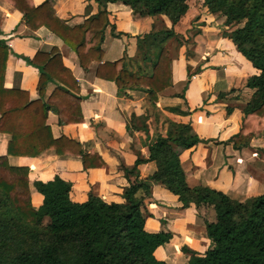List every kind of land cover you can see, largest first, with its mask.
Returning <instances> with one entry per match:
<instances>
[{"label": "crops", "instance_id": "1", "mask_svg": "<svg viewBox=\"0 0 264 264\" xmlns=\"http://www.w3.org/2000/svg\"><path fill=\"white\" fill-rule=\"evenodd\" d=\"M43 0H30L38 4ZM56 14L70 26L84 21L101 8L95 0H50ZM188 9L173 24L163 13L140 14L122 1L106 4L109 23L104 28L100 47L101 61L92 59L83 67L75 50L60 37L41 25L31 29L25 25L22 13L10 0H0V39L8 46L5 60L4 85L27 90L31 99L46 101L54 89L64 86L79 97V103L58 98L60 109L69 121H63L57 108L47 106L46 123L54 137L66 136L79 142L88 155L83 157L59 154L47 147L38 155L7 153L11 139L0 131V155H6L11 165L28 166L31 202L38 207L43 195L33 185L34 180H49L56 174L71 182L69 195L75 201L86 200L90 193L106 201H126L123 191L130 183L147 179L157 170L149 158L148 142L157 134L165 135L168 120L189 122L205 141H199L180 151L179 157L190 186L207 185L229 196L244 199L264 192V114L244 117L243 106L253 89L247 86L250 75L258 73L252 62L239 51L234 42L222 33V27L212 21V14L203 10L201 0H188ZM206 9V8H204ZM207 10V9H206ZM205 12V13H204ZM173 27L177 36L192 42H179L174 47L167 41L172 57V83L159 91L154 100L144 88L119 89L112 79L97 75L100 62L118 61L117 69L151 74L152 65L139 56L138 38L157 27ZM91 45L88 42V46ZM56 48L60 59L56 67H66L70 87L51 78L40 95L37 89L39 70L28 63L37 51ZM187 48L190 53L187 55ZM42 60V59H41ZM191 65L189 76L186 63ZM82 115L83 119L78 118ZM253 132L250 142L240 148L230 136ZM64 143L63 149L70 148ZM141 161L136 163L137 159ZM101 165H95L97 161ZM150 192L143 187L136 195L143 198L145 229L164 231L170 238L154 249L156 258L167 264H188L189 251L203 253L211 246L205 220H215L212 205L183 206L179 196L162 183L148 180Z\"/></svg>", "mask_w": 264, "mask_h": 264}, {"label": "trees", "instance_id": "2", "mask_svg": "<svg viewBox=\"0 0 264 264\" xmlns=\"http://www.w3.org/2000/svg\"><path fill=\"white\" fill-rule=\"evenodd\" d=\"M23 15L22 22L31 29L43 25L69 45L83 67L92 59L101 61L100 47L104 28L109 23L106 4L122 1L143 15L163 13L174 23L188 9V0H95L101 7L83 22L70 26L60 18L50 2L32 4L30 0H10ZM209 10L225 15L222 33L229 37L237 49L259 69L247 79L253 89L249 101L243 106L244 117L264 114V0H204ZM242 23V24H240ZM177 37L173 27L152 28L138 38L139 56L152 65L151 74L117 69L118 61L100 62L97 75L114 80L119 89L144 88L154 100L159 91L172 83V57L167 41ZM88 42L91 45L88 46ZM8 46L0 39V131L8 132L11 139L7 153L38 155L47 147H55L59 154L83 157L87 166L88 155L79 142L66 136L54 137L46 123L47 106L52 104L63 121H69L60 109L58 98L69 103L79 97L59 86L44 101L31 99L27 90L4 85L5 60ZM42 59V60H41ZM60 59L56 48L50 52L37 51L26 61L39 70V94L47 81L56 78L70 87L69 70L56 67ZM187 73L192 74L186 63ZM83 119L82 115L78 118ZM243 124L230 136L234 146L240 148L250 142L253 132L244 136ZM189 122L168 120L165 135L157 134L148 142L149 158L156 162L157 170L147 179H139L126 186V201H106L90 193L83 201L71 199V182L55 175L52 179L34 180L33 185L43 195L35 207L31 202L28 166L11 165L6 155H0V264H167L154 255V249L167 241L169 232H150L144 227L143 198L137 196L143 187L150 192L148 180L162 183L177 194L183 206L191 203L199 207L212 205L215 220H205L206 233L211 246L203 253L190 250L188 264H264V192L237 199L207 185L190 186L180 161V151L205 141ZM69 143L70 148L61 146ZM141 161L138 158L136 163ZM103 162L97 161L95 165Z\"/></svg>", "mask_w": 264, "mask_h": 264}, {"label": "rangeland", "instance_id": "3", "mask_svg": "<svg viewBox=\"0 0 264 264\" xmlns=\"http://www.w3.org/2000/svg\"><path fill=\"white\" fill-rule=\"evenodd\" d=\"M202 1V3H203V7L204 8H206V9H204L203 8V10L204 11H208V14H212V21L213 22H215V23H217L219 26H221L222 28V31H223V29L224 28H232V27H234V26H236L237 24H234V25H232V26H224V21H225V15L222 13V12H220V11H218V10H216V11H211V10H209V8H208V6H207V4L204 2V0H201ZM205 13V12H204ZM240 24H242V23H240ZM157 27L158 28H160L161 27V19L160 18H158V20H157ZM186 41V42H188V43H191L192 42V38H191V36L188 34L187 35V37H183V39H181V37H179V36H177V37H174L172 40H171V44L174 46V47H177L178 46V44H179V42H181V41ZM190 51V49H188L187 48V55L190 53L189 52Z\"/></svg>", "mask_w": 264, "mask_h": 264}]
</instances>
